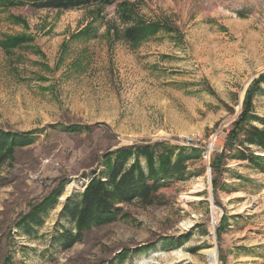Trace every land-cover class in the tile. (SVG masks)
<instances>
[{
    "label": "rangeland",
    "instance_id": "1",
    "mask_svg": "<svg viewBox=\"0 0 264 264\" xmlns=\"http://www.w3.org/2000/svg\"><path fill=\"white\" fill-rule=\"evenodd\" d=\"M134 24L155 29L132 44ZM262 75L264 0L0 7V128L33 137L0 167V264H264V154L239 123ZM251 94L249 124L263 129L264 83ZM159 144L184 158L181 177L66 246L64 207L107 177L106 157ZM47 197L40 226H15Z\"/></svg>",
    "mask_w": 264,
    "mask_h": 264
},
{
    "label": "trees",
    "instance_id": "2",
    "mask_svg": "<svg viewBox=\"0 0 264 264\" xmlns=\"http://www.w3.org/2000/svg\"><path fill=\"white\" fill-rule=\"evenodd\" d=\"M115 0H0V7L9 8L13 6L28 5L35 9L52 10H74L90 5H110ZM154 26L144 27L142 25H132L125 29L124 39L132 44L143 41L154 32ZM260 83H264V75L254 81L248 90L243 108L244 112L240 122H245L246 128L241 127L243 132L242 144L256 147L260 154H264V128L258 129L249 123L254 117L249 115L250 99L252 91L258 88ZM33 143L31 133H17L5 131L0 128V167L12 164L15 161V150L28 147ZM110 156L113 162L109 166L107 177L93 178L85 187L78 201H69L63 210V215L69 218L74 224L75 234L65 230L62 241L71 246L91 227H99L114 222L121 214L120 204L131 203L139 200L144 205L153 204L156 193L165 181L181 177L184 170V158L177 155L174 158V150L164 147L162 144L151 146H130L120 148L104 160L110 163ZM133 157V163L128 165L129 159ZM140 158L145 160V171L143 170ZM247 158L249 162L261 161L263 157L253 153ZM55 203L54 199L47 197L21 217L15 225L22 228L27 234L33 232L34 227L40 226L41 215ZM63 243V244H64Z\"/></svg>",
    "mask_w": 264,
    "mask_h": 264
},
{
    "label": "bare ground",
    "instance_id": "3",
    "mask_svg": "<svg viewBox=\"0 0 264 264\" xmlns=\"http://www.w3.org/2000/svg\"><path fill=\"white\" fill-rule=\"evenodd\" d=\"M163 257L165 258V260H168V262L172 263L175 260H182L184 255H182L180 252H173L169 256L163 255ZM210 257L213 261H216V252H213Z\"/></svg>",
    "mask_w": 264,
    "mask_h": 264
},
{
    "label": "built area",
    "instance_id": "4",
    "mask_svg": "<svg viewBox=\"0 0 264 264\" xmlns=\"http://www.w3.org/2000/svg\"><path fill=\"white\" fill-rule=\"evenodd\" d=\"M49 161H45V164H48ZM30 180L34 181V182H39L41 183V177H40V174L39 173H34L32 175L29 176Z\"/></svg>",
    "mask_w": 264,
    "mask_h": 264
}]
</instances>
